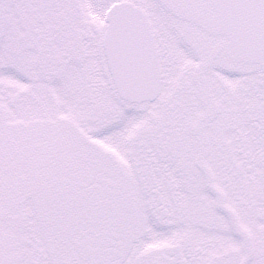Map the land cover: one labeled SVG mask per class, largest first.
Here are the masks:
<instances>
[{
  "label": "snow or ice",
  "instance_id": "obj_1",
  "mask_svg": "<svg viewBox=\"0 0 264 264\" xmlns=\"http://www.w3.org/2000/svg\"><path fill=\"white\" fill-rule=\"evenodd\" d=\"M0 264H264V0H0Z\"/></svg>",
  "mask_w": 264,
  "mask_h": 264
}]
</instances>
